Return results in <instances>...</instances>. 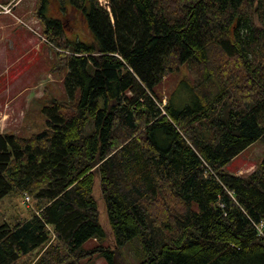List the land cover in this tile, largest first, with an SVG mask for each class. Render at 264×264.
<instances>
[{
  "label": "trees",
  "instance_id": "1",
  "mask_svg": "<svg viewBox=\"0 0 264 264\" xmlns=\"http://www.w3.org/2000/svg\"><path fill=\"white\" fill-rule=\"evenodd\" d=\"M48 1L36 16L63 50L51 70H67V98L46 99L42 131L0 133V200L31 202L0 223V264H130L134 239L137 264H264V153L246 176L222 168L264 142V0H59L82 13L89 45L65 39ZM183 64L196 101L162 104L157 86Z\"/></svg>",
  "mask_w": 264,
  "mask_h": 264
},
{
  "label": "rangeland",
  "instance_id": "2",
  "mask_svg": "<svg viewBox=\"0 0 264 264\" xmlns=\"http://www.w3.org/2000/svg\"><path fill=\"white\" fill-rule=\"evenodd\" d=\"M6 1L0 0V3ZM55 1L56 3L51 0L45 3L44 13L49 17H59L58 19L64 24L63 35L69 42L79 41L89 45L93 38L82 14L79 11H73L69 5L60 4L59 0ZM40 2L41 0H20L17 7L12 8L13 16L9 13L0 14V133L29 136L42 131L46 128V116L42 111L46 99L65 100L67 98L63 83L67 70H51L52 65L56 63V51L63 50L48 42L44 35L41 48L38 46L35 49L36 42L40 40L39 35L43 34L42 24L36 16ZM99 3L110 10L108 0H99ZM55 7H59L60 10L57 14L54 13ZM22 14L26 16L23 17ZM17 18L22 21H18ZM2 23L6 26L3 27ZM186 76L187 69L183 64L177 71L168 74L161 81L156 91L162 96V104L170 95H173V105L177 108L196 101V94L194 91L192 93L185 84ZM129 95L132 93H128L127 96ZM263 153L264 142L256 140L222 168L229 173L246 176L257 168L263 158ZM99 182V176L96 175L92 193L98 205L100 225L107 233L103 244L113 247V236L109 228ZM28 205L19 196L2 198L0 200V223L10 222L16 215L29 216L28 209L31 202ZM97 243L96 240L91 239L86 246H94ZM121 251L127 263L137 264L141 260L142 249L137 239L127 243ZM32 256H25L18 263H27ZM81 264L108 263L104 256L95 254L82 259Z\"/></svg>",
  "mask_w": 264,
  "mask_h": 264
},
{
  "label": "built area",
  "instance_id": "3",
  "mask_svg": "<svg viewBox=\"0 0 264 264\" xmlns=\"http://www.w3.org/2000/svg\"><path fill=\"white\" fill-rule=\"evenodd\" d=\"M19 0H11L6 4H0V13H9L12 14V8L16 5V3ZM25 202H29V197L25 196L24 197Z\"/></svg>",
  "mask_w": 264,
  "mask_h": 264
},
{
  "label": "crops",
  "instance_id": "4",
  "mask_svg": "<svg viewBox=\"0 0 264 264\" xmlns=\"http://www.w3.org/2000/svg\"><path fill=\"white\" fill-rule=\"evenodd\" d=\"M8 1H10V0H7L6 2H8ZM6 2H5V3H6ZM0 14H1V13H0ZM2 14H3V13H2ZM22 15H23V17L26 16V14H22ZM17 19H18V21H20V22L22 21L20 18H17ZM2 26L5 27L6 24L2 23ZM7 26H8V25H7ZM41 31H42V29H41ZM34 32L37 33V31H34ZM39 36H40V40H39L38 42H36L35 49H36L38 46L41 48L42 43H43V42H42V40L44 39V38H43V34H42V35H39ZM10 44L12 45L11 42H10ZM8 88H9V87H8ZM6 90H7V89H6ZM6 90H5V91H6ZM6 92H7V91H6ZM237 175H238V174H237Z\"/></svg>",
  "mask_w": 264,
  "mask_h": 264
},
{
  "label": "flooded vegetation",
  "instance_id": "5",
  "mask_svg": "<svg viewBox=\"0 0 264 264\" xmlns=\"http://www.w3.org/2000/svg\"><path fill=\"white\" fill-rule=\"evenodd\" d=\"M98 1H99V0H98ZM54 3H56L55 0H54ZM72 8H73V7H72ZM59 11H60V10H59V7H55V8H54V13L57 14V13H59ZM73 11H79V10L73 8ZM79 12H80V11H79ZM80 13H81V12H80ZM81 14H82V13H81ZM82 16H83V15H82ZM55 18L58 19L59 17H55Z\"/></svg>",
  "mask_w": 264,
  "mask_h": 264
}]
</instances>
